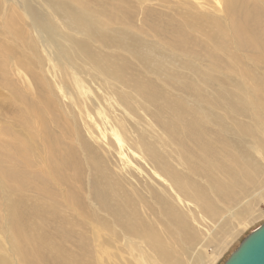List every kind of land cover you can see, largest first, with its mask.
<instances>
[{"label": "rangeland", "instance_id": "1", "mask_svg": "<svg viewBox=\"0 0 264 264\" xmlns=\"http://www.w3.org/2000/svg\"><path fill=\"white\" fill-rule=\"evenodd\" d=\"M258 4L264 16V0ZM73 11L93 18L96 39L60 22L58 14ZM33 12L47 16L56 32L84 43L72 53L76 58L82 55L75 62L80 69L78 90L69 86L73 77L62 82L51 61L55 47L44 44L33 25ZM196 18L202 23L194 28L188 20ZM206 20L221 25L224 50L207 36ZM245 25L253 31L252 39L241 45ZM60 42L75 47L65 39ZM202 107L221 118L232 139L228 145L242 148L253 160L254 169L243 166L245 171L252 168L254 186L244 179L230 182L227 171L240 172L225 158L214 157V149L223 145L216 140L227 139L215 135L212 125L203 130L197 123L192 114ZM261 114L264 20L251 26L245 16L236 18L223 5L198 0H0V253L15 258L20 240L16 231L5 228L7 208L14 200L21 210L22 232L40 242L27 262L16 259L11 264H199L195 256L201 252L205 264H223L264 223ZM113 123L123 130L121 139L131 144V150L124 149L125 157L110 131ZM199 131H207L214 140L200 138ZM146 146L152 148L150 160L141 161L138 154ZM155 158L173 164L203 195L209 194L208 214L213 211L215 223L203 214L190 221V231L195 228L199 239L194 248L188 249L161 227H156L161 241L156 248L132 246L125 237L107 231L114 229L111 211L96 197V189L114 187L126 196L132 184L139 183L147 198L143 180L150 176L148 168ZM149 182L154 184L153 179ZM193 205L183 206L195 210Z\"/></svg>", "mask_w": 264, "mask_h": 264}, {"label": "bare ground", "instance_id": "2", "mask_svg": "<svg viewBox=\"0 0 264 264\" xmlns=\"http://www.w3.org/2000/svg\"><path fill=\"white\" fill-rule=\"evenodd\" d=\"M198 1L213 3L218 8L223 5V7H225L227 10H233L236 18H238L240 15L245 16L248 24H250L251 26H258V25L260 26L263 24L264 16H263L262 10L260 9V6L258 4V0H198ZM58 18H59L60 22L66 28H68L69 30H71L77 34L86 35V37H89L91 39H96V37L98 35V30L94 25L93 18L90 15H87L83 12H77V11L63 12V14H58ZM32 21H33V25L42 34V39H43L44 44L55 47L56 52L54 54H52L51 61L54 62L55 67L60 71V73L62 75V82L66 78H68L69 76H70V78L73 77L74 80L71 81V83H69V86L70 87H76V89L78 90L79 89L78 86H80V80L78 78L79 77L78 76V73H79L78 70H80V69L75 62L77 60H79L80 58H82V55L76 58L75 56H73L72 53H74L76 49H78L82 45H84V43L75 41L71 37L63 34L62 32H56V29L51 24L48 17L45 15L33 12ZM188 21L191 23V25L194 28L198 27L202 23L200 18L189 19ZM206 24H207V27H206V30H204V31L206 32L207 36L210 38V40H212L213 43H215V45H219V47H218L219 49L224 50V47H223L224 33H223L221 25L216 21H208V20H206ZM252 32L253 31L251 30V28L249 26L245 25L243 27V35L240 37V44L241 45H246L252 39V37H251ZM91 36H93V37H91ZM218 38L222 39L221 40L222 42L219 44H218L219 41L217 42ZM63 39L69 41L75 47L74 48L64 47L60 42V40H63ZM216 42H217V44H216ZM216 48H217V46H216ZM226 48H227V46H226ZM92 54H91V56H92ZM99 58L100 57L98 56L94 59V64L96 67H97L98 63H100ZM145 59L147 60V58H145ZM81 67H83L85 69L84 65H81ZM87 70H89V69H87ZM139 76H141V75L139 74ZM67 81H68V79H67ZM137 82H138V84H140L139 81H137ZM141 84H143V83H141ZM126 87H128V86H126ZM142 89H143V87H142ZM147 91L150 92L149 90H147ZM70 92H72V91L67 90L66 94L73 97L74 93L70 94ZM71 100H73V99L71 98ZM147 100H149V99H147ZM160 101H162V100H160ZM169 101L172 102L170 99L168 100V102ZM179 101H180V98H179ZM183 101H186V100H183ZM83 102H84V100H83ZM85 102H84V105H85ZM149 102H152V101H149ZM190 102H192V100ZM179 103H181V102H178V104ZM73 104H74V101H73ZM170 104H173V103H170ZM202 104H204V103H202ZM79 106H80V104H79ZM85 106L82 105V107H85ZM82 107H80V108H82ZM181 107L184 108V105L181 104ZM102 108L103 107H99L98 112H100L102 110ZM160 108H161V106H160ZM163 108H166V107H163ZM170 108H171V106H170ZM191 108L193 109V107H191ZM198 108H200V107H198ZM203 108L204 107H202L201 110H195V108H194L195 111L193 112L192 115H194V118L196 119L197 123L204 125L203 130H205L204 129L205 126L206 127L208 126L207 124L212 125L217 130V133L215 135H221V136L224 135L227 139L226 141H223L221 143H219L217 140H216V142L214 141L216 144H222L223 143V145L225 144V146H226L225 147L222 145L221 147H219V146H218V148L216 147L217 149L216 148L214 149L216 151L214 153V157L219 158V159H220V157L225 158L226 162L230 163L234 168L239 170L240 174H238V172H236V173L232 172V170L227 171L229 178H230V182H232V183L233 182H239L240 183V181L244 179L247 182V185L250 187L251 184L253 183V174H251L250 171H252V170H250V169L255 168V166L253 165L254 164L253 160L251 159L250 156L246 155V152L243 151L242 148H234V147H231L228 145L230 143V141H232V139L230 137L229 131L225 130L222 127L221 118L218 115H215L214 112H212L210 110V108H208V107H207V109H203ZM257 108L259 109L260 107L257 106ZM89 112H90V108H88L87 113H89ZM103 112L104 111L102 110L99 114L102 115ZM183 114H184V111H183ZM183 114H181V115H183ZM187 114H189V113H187ZM178 115H180V114H178ZM186 116H189V115L185 114V117ZM260 116H264V114H261ZM194 118H193V120H194ZM173 119L175 120V118H173ZM179 119L180 118L178 117V120ZM176 121H177V119H176ZM180 121H182V120H180ZM186 123H185V125H186ZM178 124L180 126L179 122L176 125L178 126ZM168 128L172 129L171 127L167 126V129ZM184 129H186V128H184ZM193 130H194V127H193ZM203 130L200 129V131H203ZM110 131L118 142V146L121 149L119 151L121 153V156L124 155V157H125V154H124L125 150L124 149L127 147V149L131 150V144L128 141H126V139H121L123 130L118 129L117 125H115L113 123L110 125ZM184 131L187 132V130H184ZM188 131H189V127H188ZM168 132H170V131L168 130ZM193 132L195 133V130ZM196 132H198L197 129H196ZM205 132H206V135L204 133L202 134L200 132L202 134V135H200V138H202L201 136H203V135H204V137L209 136L207 134V131H205ZM189 134H190V132H189ZM186 135H188V132ZM194 137H195V135H194ZM212 138H211V140H212ZM188 140H190V138H188ZM200 140H199V143H201V141H202V140L201 141ZM213 140H214V138H213ZM220 140H222V139H220ZM205 142H207V140ZM146 143H147V141H146ZM145 148L146 149H144L142 152L139 151V154H138L139 155L138 157L140 158L141 161H147L149 152L152 149L151 147L147 148V146ZM207 148H209V147H207ZM88 151L90 152V154H92V150L90 148H88ZM183 151H184V149H183ZM133 152H135V151H133ZM152 153L155 154L154 150L152 151ZM205 154H203V156ZM151 156H153V155L151 154ZM185 156L186 155H184L183 157L185 158ZM163 157L164 156H162V158ZM187 159H190V158H187ZM126 160H129V158L128 157L123 158V161L125 163H127ZM148 160H150V159H148ZM206 160H207V158H206ZM192 163H194V162H192ZM243 165L244 166H250L252 168L249 169L250 171L247 170L248 171L247 172L244 170L245 167ZM138 166H139V170H140L141 169L140 162H139ZM172 166H173V164H172ZM172 166H171V164H168L165 162L161 163V160H159V159L154 160V162L152 163V167L148 168L151 171V173L148 171L150 176L147 177L146 180H143V186L146 189L147 194H148L147 198H145L143 193L140 191L139 183L135 184L134 186L132 184V189H131V191H129V194L126 196H122L120 193H118L116 191V189L114 187H108V188L98 187L96 189V197L99 200H101L111 211L110 222H111V225L113 226L114 229L109 227V228H107L108 232L114 233V234H119V235L125 237L127 242L132 246H136L139 248H144V247L156 248V247H159L161 245V241L159 239V235L157 233L156 227H159V228L161 227V229H163V231L166 232L169 236H173V237L179 239L180 241H182V243L188 249L194 248V246H196L195 243H197L199 241L198 233L196 232L195 228H194V231H190V229H191L190 221L191 220L196 221V216L198 218H201L200 214H203L205 216H208L209 219H212L213 220L212 223L214 225L215 219H214V215L212 214L213 211L212 212L210 211V215L208 214V210L210 207L209 206L210 204L208 201H210V199L208 200V198L206 197L207 192L205 195H203L201 193V191H199V189L196 185L197 184L196 182L194 184L191 181H188L189 179H186L182 174H180V172L179 173L177 172L178 170L177 171L175 170L176 166L175 167H172ZM216 167H218V166H216ZM193 168H195V167H193ZM228 169L229 168H227L226 170H228ZM253 173H254V170H253ZM193 177H195V176H193ZM150 179L154 180V184H151L149 182ZM199 179H200V177H199ZM219 185H223V184L221 183ZM252 185L254 186V183ZM207 186H209V185H207ZM225 186H222V187L225 188ZM204 188H205V186H204ZM226 188H228V186ZM220 189H221V191L219 189H217L216 191L219 190V193L221 192V194H223V188H220ZM203 191L205 192V190H203ZM215 192H212V193L215 194ZM207 196L209 197V194H207ZM215 196H217V195L215 194ZM220 196L224 197V194L220 195ZM192 203L194 204L193 206L195 207V210L194 209L193 210L192 209H187V210L184 209L183 205L186 206L187 204L190 205ZM229 211L231 212V210H229ZM7 215H8V221H7L6 226H5L6 230L8 232L16 231L17 235L20 237V240L15 245V258H10L7 255L0 253V264H11L16 259H20V260L27 262L31 252L35 250V248L38 245V242H40V239H37L35 237H30V234L27 232H22L21 227H20V222L22 219L21 210L18 207V204L14 200H11L9 205H8ZM218 226H219V223H218ZM0 244H1V241H0ZM202 248H204V247H202ZM195 257H196L195 260L197 259L199 264H205L206 263V260H205L206 257L204 256V254L202 252H201V254L200 253L196 254ZM217 257H219V256L217 255L215 258H213V260L217 259ZM208 258H210V257L208 256Z\"/></svg>", "mask_w": 264, "mask_h": 264}, {"label": "water", "instance_id": "3", "mask_svg": "<svg viewBox=\"0 0 264 264\" xmlns=\"http://www.w3.org/2000/svg\"><path fill=\"white\" fill-rule=\"evenodd\" d=\"M223 264H264V223L248 234Z\"/></svg>", "mask_w": 264, "mask_h": 264}]
</instances>
